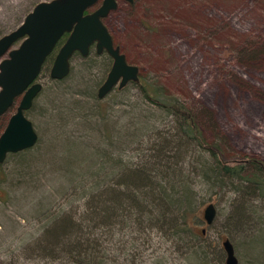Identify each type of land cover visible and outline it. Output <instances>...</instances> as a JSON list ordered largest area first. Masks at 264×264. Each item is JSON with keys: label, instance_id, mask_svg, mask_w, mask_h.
Returning a JSON list of instances; mask_svg holds the SVG:
<instances>
[{"label": "rangeland", "instance_id": "rangeland-1", "mask_svg": "<svg viewBox=\"0 0 264 264\" xmlns=\"http://www.w3.org/2000/svg\"><path fill=\"white\" fill-rule=\"evenodd\" d=\"M42 1L49 0H0V37L17 28ZM104 21L127 60L138 66L139 75L191 109L207 139L221 145L227 160L254 157L264 162V0H118ZM110 62L106 55L93 63L76 53L63 81H53L49 69L39 74L42 88L25 111L38 135L30 152L35 158L20 163L18 157L6 156L0 163V264H68L64 259L41 258L36 250L41 208L64 212L82 207L79 201H67L65 162L85 167L83 159L100 147L113 156L136 160V143H128L135 128L146 118L159 127L171 121L163 114L161 118L159 113L164 112L145 101L131 82L121 92L114 87L98 98ZM19 100L0 121V134ZM105 123L122 132V140L113 136L112 142L105 141ZM194 177L195 210L207 241L222 247L228 238L238 264H264L260 249L257 262H252L241 247L258 233L256 215L247 213L238 228L229 216L237 204L235 193L228 187L218 192ZM246 201L247 210L251 203ZM209 203L216 209L210 225L203 218ZM258 203V213L264 215V198ZM134 235L139 236L137 231ZM134 241V264H155L158 258L164 264H188L177 243L157 229H146ZM225 257L224 250L210 248L207 264H225Z\"/></svg>", "mask_w": 264, "mask_h": 264}, {"label": "trees", "instance_id": "trees-1", "mask_svg": "<svg viewBox=\"0 0 264 264\" xmlns=\"http://www.w3.org/2000/svg\"><path fill=\"white\" fill-rule=\"evenodd\" d=\"M56 53V49L50 53L41 72L50 70ZM103 55L107 56L92 51L85 59L95 63ZM131 83L138 85L145 101L164 112L159 113L161 118L163 114L171 121L159 127L149 122L151 118L141 120L143 126L135 128L128 142L136 143V160L113 156L100 147L86 155L85 167L72 160L65 162L70 191L67 201H79L82 207L64 212L40 207L41 231L36 250L41 258L50 257L53 262L64 259L68 264H134V240L141 239L146 229H157L167 240L177 243L188 264H207L210 248L223 249L208 242L205 229L199 228L195 174L201 183L218 188V192L228 187L235 193L237 204L229 216L238 228L243 226L247 213L256 215L258 233L244 240L241 247L250 261L257 262L258 249L264 253V215L257 209L258 201L264 198V162L254 157L227 160L221 145L207 139L195 113L176 96L140 75L139 82ZM126 85L117 87V91H123ZM103 114L97 113L105 119ZM113 136L122 140V132L105 123L104 140L112 142ZM33 147L7 156L18 157L20 163L33 160ZM243 199L251 203L247 210ZM115 231L119 233L118 243L114 241ZM155 264L164 262L158 258Z\"/></svg>", "mask_w": 264, "mask_h": 264}, {"label": "water", "instance_id": "water-1", "mask_svg": "<svg viewBox=\"0 0 264 264\" xmlns=\"http://www.w3.org/2000/svg\"><path fill=\"white\" fill-rule=\"evenodd\" d=\"M118 0H49L37 3L23 22L14 30L0 37V117L20 97L15 112L0 134V163L8 153H16L33 147L38 135L32 122L25 115L39 94L42 84L37 81L42 66L61 37L68 33L58 49L49 70L51 79L67 77L71 57L75 52L86 57L91 45L96 53L106 52L112 65L105 80L97 90L103 98L114 87H123L130 82H139L138 66L126 61L119 47L114 45L111 34L103 23ZM131 2L132 0H126ZM20 41L15 48L12 46ZM216 215L215 206L209 203L203 211L204 221L210 225ZM225 264H238L234 247L228 238L222 242Z\"/></svg>", "mask_w": 264, "mask_h": 264}, {"label": "flooded vegetation", "instance_id": "flooded-vegetation-1", "mask_svg": "<svg viewBox=\"0 0 264 264\" xmlns=\"http://www.w3.org/2000/svg\"><path fill=\"white\" fill-rule=\"evenodd\" d=\"M101 1H102V0H99V2H98L97 4L100 5ZM124 1H126V0H124ZM117 2H118V1H117ZM127 2H129V1H127ZM97 4H96V5H97ZM99 5H98V6H99ZM98 6H97V7H98ZM97 7H96V8H97ZM92 8H93V7H92ZM116 8H117V7H116ZM94 9H95V8H94ZM94 9H90L89 11H92V10H94ZM30 12H31V11H30ZM109 14H110V13H109ZM109 14H108V15H109ZM108 15H107V16H108ZM107 16H106V17H107ZM106 17H105V18H106ZM105 18H103L102 21H103L104 25L107 27V25H106V23H105V21H104ZM23 20H24V19H23ZM107 29H108V27H107ZM108 31H109V29H108ZM109 33L111 34L110 31H109ZM111 36H112V34H111ZM67 37H68V33H65V34L61 37V39L58 41V43L56 44V46H55V48H54L53 50L56 49V50L58 51V49H59L60 46L65 42V40H66ZM112 39H113V36H112ZM20 41H21V40H20ZM60 41H61V42H60ZM59 42H60V43H59ZM113 42H114V39H113ZM114 45L118 46L117 44H115V42H114ZM118 47H119V46H118ZM14 48H15V47H14ZM119 50H120V52H121L122 54H124L123 51L120 49V47H119ZM92 51L96 53L95 45H91V46H90L89 53L92 52ZM76 53H78V52H75L74 54H76ZM89 53H88V55H89ZM104 53L107 54L106 52L103 51V52H101V53L98 54V55H101V54H104ZM74 54H73V55H74ZM96 54H97V53H96ZM73 55H72V56H73ZM88 55H87V56H88ZM87 56H86V57H87ZM107 56L110 58V61H111L110 67H111V65H112V59H111V57H110L108 54H107ZM124 56H125V59H126V61H127L128 63L133 64V63H131V62H129V61L127 60V57H126L125 54H124ZM82 57H83V56H82ZM71 58H72V57H71ZM70 63H71V60H70ZM109 69H110V68H109ZM70 70H71V68H70ZM69 73H70V72H69ZM107 73H108V72H107ZM68 75H69V74H68ZM68 75H67V76H68ZM65 78H66V77H65Z\"/></svg>", "mask_w": 264, "mask_h": 264}]
</instances>
